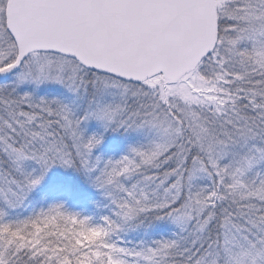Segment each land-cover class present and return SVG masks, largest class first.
<instances>
[{
	"label": "snow or ice",
	"instance_id": "obj_1",
	"mask_svg": "<svg viewBox=\"0 0 264 264\" xmlns=\"http://www.w3.org/2000/svg\"><path fill=\"white\" fill-rule=\"evenodd\" d=\"M121 129L146 143L94 155ZM56 165L100 223L7 220ZM144 218L177 231L130 246ZM0 264H264V0H0Z\"/></svg>",
	"mask_w": 264,
	"mask_h": 264
},
{
	"label": "rangeland",
	"instance_id": "obj_2",
	"mask_svg": "<svg viewBox=\"0 0 264 264\" xmlns=\"http://www.w3.org/2000/svg\"><path fill=\"white\" fill-rule=\"evenodd\" d=\"M56 91V89H51ZM45 89H41L39 95H44ZM97 124L89 125L88 134L102 133ZM104 139L102 144L94 150V155H103L105 158H119L125 154L130 146L146 143L147 132L123 129L117 131H108L103 133ZM35 169L37 175L40 173L38 165L30 164L29 170ZM83 182L86 192L80 190L77 185L72 183ZM71 186L75 193L71 192L66 195V188ZM42 193V197H39ZM53 204H62L69 212L81 213L84 216L93 218L94 223H100V218L107 214V201L103 198L102 193L94 188L89 179L80 171L64 168L59 165L53 166L43 177L40 184L37 185L27 196L24 206L21 209L9 213L7 220L24 219L40 210H46ZM162 229L153 235L141 233L142 231L133 226L124 235L123 239L130 242V246L140 244H150L153 240L169 239L177 231L175 226L169 221L163 220ZM99 235L98 233L96 234Z\"/></svg>",
	"mask_w": 264,
	"mask_h": 264
},
{
	"label": "trees",
	"instance_id": "obj_3",
	"mask_svg": "<svg viewBox=\"0 0 264 264\" xmlns=\"http://www.w3.org/2000/svg\"><path fill=\"white\" fill-rule=\"evenodd\" d=\"M77 185L79 187L80 190H83V193L86 192V189L84 188V185H83V182L81 183H72V186H75ZM69 187V186H68ZM66 195L69 196L71 194V192L75 193L74 189H72V187L70 186L69 188H66ZM42 193H39V199L41 196ZM163 225V220H160V221H157L155 219H152V218H144L142 220V223L139 224V226L136 228L141 230L142 232L141 233H146L147 235H153L155 232H159L160 229H162Z\"/></svg>",
	"mask_w": 264,
	"mask_h": 264
}]
</instances>
